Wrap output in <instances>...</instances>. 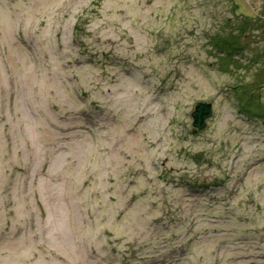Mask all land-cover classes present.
<instances>
[{
    "label": "rangeland",
    "instance_id": "374dc122",
    "mask_svg": "<svg viewBox=\"0 0 264 264\" xmlns=\"http://www.w3.org/2000/svg\"><path fill=\"white\" fill-rule=\"evenodd\" d=\"M0 264H264V0H0Z\"/></svg>",
    "mask_w": 264,
    "mask_h": 264
},
{
    "label": "water",
    "instance_id": "95a60500",
    "mask_svg": "<svg viewBox=\"0 0 264 264\" xmlns=\"http://www.w3.org/2000/svg\"><path fill=\"white\" fill-rule=\"evenodd\" d=\"M214 114L213 105L211 102L198 101L193 111H191L192 117V132L196 134L197 132L204 130L208 122L207 120L211 118Z\"/></svg>",
    "mask_w": 264,
    "mask_h": 264
},
{
    "label": "trees",
    "instance_id": "16d2710c",
    "mask_svg": "<svg viewBox=\"0 0 264 264\" xmlns=\"http://www.w3.org/2000/svg\"><path fill=\"white\" fill-rule=\"evenodd\" d=\"M227 43V42H226ZM228 52H230L229 50H228ZM241 93V92H240ZM240 96H241V94L238 96V99L240 98ZM253 98V99H252ZM251 99H246V100H244V101H241V102H243L242 103V109L243 110H245L244 112H247V113H250V114H252V113H257L258 114V112H255L256 110H258V105L257 104H255V103H253L254 102V96L252 97ZM239 101V100H238ZM258 116H262L261 114H258Z\"/></svg>",
    "mask_w": 264,
    "mask_h": 264
}]
</instances>
